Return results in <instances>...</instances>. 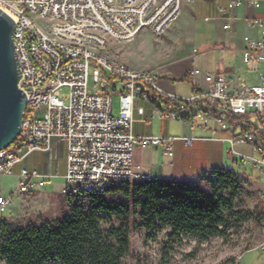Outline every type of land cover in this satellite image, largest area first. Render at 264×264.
<instances>
[{
	"label": "built area",
	"instance_id": "built-area-1",
	"mask_svg": "<svg viewBox=\"0 0 264 264\" xmlns=\"http://www.w3.org/2000/svg\"><path fill=\"white\" fill-rule=\"evenodd\" d=\"M242 6L264 11V0H228L219 7L220 17L227 22L225 29H231V20ZM0 7L16 23L19 85L28 101L19 138L12 149L0 150V176L17 175L19 193L30 194L48 184V176L22 164L34 151L49 152L54 141L67 146L63 193L89 195L104 193L113 181L152 178L136 165L137 145L161 146L173 157L177 141L192 148L197 140H205L136 136L135 113L145 114L137 102H150L148 87L171 102L169 108H154L162 120L205 130L217 124L221 130L232 131V145L248 143L261 154L260 159L245 158L244 162L255 161L264 168V144L255 131H264V30L261 38H244L243 63L259 74L258 83L230 90L233 79L220 71L211 90L202 91V71L196 68L192 71L194 93L182 98L160 88L159 74L133 69L107 52L111 42L133 41L146 28L163 35L179 15L180 0H0ZM249 24L263 25L257 18ZM92 67L101 86L97 94L89 89ZM64 87L69 89L67 102L60 93ZM114 96L121 99L119 115L114 114ZM227 112L246 116V121L231 126L221 116ZM212 132L214 138L216 131ZM22 149L26 150L21 153ZM259 194L264 202V193ZM12 201L0 192V213H8ZM261 228L264 231V220ZM259 248L264 250V242Z\"/></svg>",
	"mask_w": 264,
	"mask_h": 264
},
{
	"label": "trees",
	"instance_id": "trees-1",
	"mask_svg": "<svg viewBox=\"0 0 264 264\" xmlns=\"http://www.w3.org/2000/svg\"><path fill=\"white\" fill-rule=\"evenodd\" d=\"M146 91L157 107L171 106L165 95L150 87ZM221 116L231 126L246 121L228 112ZM255 131L264 144V131ZM246 192L243 174L225 167L194 180L113 181L104 193L67 195L69 210L61 218L26 225L1 220L0 264H124L137 231L156 241L166 230L167 257L185 236L203 243L226 239L250 221L261 225L262 203L253 210L238 207ZM136 263L148 264V259L138 256Z\"/></svg>",
	"mask_w": 264,
	"mask_h": 264
},
{
	"label": "crops",
	"instance_id": "crops-1",
	"mask_svg": "<svg viewBox=\"0 0 264 264\" xmlns=\"http://www.w3.org/2000/svg\"><path fill=\"white\" fill-rule=\"evenodd\" d=\"M227 2L228 0H182L178 17L162 35L166 39L163 37L159 39L160 68L157 71L147 67L136 70L159 74L157 84L160 88L168 94L182 98L191 97L194 93L192 71L196 68L202 71L199 78V88L202 91L211 90L213 79L220 71L228 72L233 79L230 90L241 88L245 84L258 83L259 75L257 82L254 80L249 82L246 77H243L246 70L255 72L244 65L243 49L246 36L262 37L264 11L242 6L235 12L231 20V29H225L227 22L220 17L219 7ZM253 18L260 19L263 25L251 26L249 20ZM148 41L146 38L143 39V45H146ZM129 66L133 68L131 64ZM137 106H143L145 114L142 116L137 112L135 113L134 133L136 136L164 135L205 138V140H197L192 148H187L184 142L177 141L173 157L166 155L161 146L144 148L137 145L134 152L136 165L151 174L152 178L194 180L210 174L216 168L235 169L240 164L242 168L245 163L259 168L260 175L264 176V168L258 163L255 161L244 162L245 158L260 159L256 155H248L242 152V148L249 147L251 144L238 143L232 145L230 143L229 139L235 135L232 131L221 130L217 124L205 130L201 127L193 128L179 122L184 131L181 134H170L168 123L177 121L162 120L154 110L156 105H153L151 101H138ZM146 119H149L150 122H147ZM213 130L216 131L214 138ZM55 145L62 146L67 153L65 143L54 141L53 146ZM22 165L26 166L25 161ZM20 167L18 166L17 170ZM240 173L245 178V184L247 181L248 183L252 182V184L255 182L254 184L257 186L255 189L264 192V185H260L258 181H254V178L248 177L246 173L241 171ZM13 177L18 183V176ZM0 192L4 194L1 183ZM16 194L18 195L17 198L26 195L19 193L16 189L6 195L15 198Z\"/></svg>",
	"mask_w": 264,
	"mask_h": 264
},
{
	"label": "rangeland",
	"instance_id": "rangeland-1",
	"mask_svg": "<svg viewBox=\"0 0 264 264\" xmlns=\"http://www.w3.org/2000/svg\"><path fill=\"white\" fill-rule=\"evenodd\" d=\"M38 20L42 21L41 18ZM160 37L165 38L156 34L152 29L146 28L141 30L133 41L111 42L107 52L112 57L128 65L131 64L135 69L147 67L157 71L160 68ZM145 38L149 41L143 45L142 41ZM258 75L256 72L246 70L243 77H246L249 82L253 80L257 82ZM89 89L95 94L101 89L100 84H97L94 79V67L90 71ZM60 93L67 102L69 89L64 87ZM113 102L114 114L119 115L120 97L114 96ZM179 122L168 123L170 134H181L184 131ZM12 148L13 146L10 147V149ZM25 150L22 149L21 153ZM242 152L261 157L260 153L254 151L252 145L242 148ZM66 156L65 149L60 145L53 146L49 152L34 151L30 153L25 160V165L48 175V184L37 188L35 192L21 196L22 198H17L16 194L9 212L0 213V221L5 219L15 224L26 225L30 222L41 223L44 220L63 217L69 210L67 195L63 193L67 173ZM240 165L235 167L236 171L246 173L248 177H253L254 181L264 185V176L260 175L259 168L253 167L249 163L242 165V168ZM16 181L13 176L0 177L5 195L15 191ZM254 183L247 181L246 193L248 194L242 195V199L238 203L239 208L253 210L259 203L264 206L260 191L255 189L257 186ZM102 226L107 228L108 225L103 224ZM165 240L166 230L159 233L156 241H147L144 231L132 232V255L125 258L124 264H137L136 257L138 256H146L148 264H264V250L259 248L264 242V231L261 225H256L253 221L245 223L240 230L233 231L226 239L216 237L211 241L199 243L194 237L185 236L172 246L167 257Z\"/></svg>",
	"mask_w": 264,
	"mask_h": 264
},
{
	"label": "water",
	"instance_id": "water-1",
	"mask_svg": "<svg viewBox=\"0 0 264 264\" xmlns=\"http://www.w3.org/2000/svg\"><path fill=\"white\" fill-rule=\"evenodd\" d=\"M15 28L14 19L0 7V150L19 138L28 104L19 85L22 72L15 50Z\"/></svg>",
	"mask_w": 264,
	"mask_h": 264
}]
</instances>
